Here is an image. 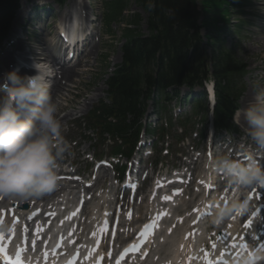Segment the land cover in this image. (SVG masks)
<instances>
[{
	"label": "clouds",
	"instance_id": "clouds-1",
	"mask_svg": "<svg viewBox=\"0 0 264 264\" xmlns=\"http://www.w3.org/2000/svg\"><path fill=\"white\" fill-rule=\"evenodd\" d=\"M32 68L34 75L21 76L14 70L6 72L0 81V197L6 200H41L60 193L63 187L59 162L68 146L61 137L57 105L49 91L52 70L42 62L33 63ZM241 117L254 150L243 151L242 146L239 157H234L232 151L223 152L209 159L205 168L222 175L230 186L264 188V86H253L252 99L245 109L237 110L234 122L239 123ZM109 198L107 192H102L90 204L93 217L101 214ZM245 211L247 201L213 205L208 223L219 228ZM177 243L169 241L164 250L167 264H180ZM238 264H264V246H249Z\"/></svg>",
	"mask_w": 264,
	"mask_h": 264
},
{
	"label": "trees",
	"instance_id": "trees-1",
	"mask_svg": "<svg viewBox=\"0 0 264 264\" xmlns=\"http://www.w3.org/2000/svg\"><path fill=\"white\" fill-rule=\"evenodd\" d=\"M150 1L145 0L151 10L152 26L158 30V35L135 42V47L126 54L128 61L133 63L138 60L150 61L151 59V63L158 55L161 67L164 60L169 62V71L162 76L164 83L177 85L185 75L186 79H196L200 73H204V70L200 71L201 67L194 68L193 65L199 45L197 31H195L198 20L195 13L196 0H152L154 8ZM211 1L215 0H208V2ZM17 3L18 0H0L1 27L8 24ZM206 7L207 11L211 9L208 4ZM192 30H194L193 34H190ZM219 75L224 77L225 73L221 71ZM119 83L118 88L133 112L137 107L139 85L127 78H122Z\"/></svg>",
	"mask_w": 264,
	"mask_h": 264
},
{
	"label": "bare ground",
	"instance_id": "bare-ground-1",
	"mask_svg": "<svg viewBox=\"0 0 264 264\" xmlns=\"http://www.w3.org/2000/svg\"><path fill=\"white\" fill-rule=\"evenodd\" d=\"M83 2H84V0H83ZM23 4L27 5L26 2H23ZM69 5L70 6L69 7H65L63 12L59 15L60 18L65 20V21L68 18L71 19V10L74 9V10H78L79 11V9H81V2L79 0H69ZM82 9L85 10V7H82ZM87 10H88V8H87ZM79 12H80V14H82L81 11H79ZM29 13H30V8H26L24 13L21 14L18 18L27 20ZM88 41L89 42H93V39L91 38ZM33 50H35L34 46H33ZM34 52L40 53V54H35V57L37 59H39L40 57H46L48 55V57L46 59L50 60L53 68H56V70H55V84H54V90L55 91H51V96H52L53 102L56 103L57 99H60V100L62 99V98H59L58 94H62V91L65 90L66 87H69V86H66V84L63 86L62 82L58 80V77L60 76L61 80H64L66 82L67 81H71L72 78H79V71H83L81 69L86 68L88 66V64H89L88 61L95 54L96 49L89 47L86 51L83 50V51L79 52V51L75 50V53L78 54L79 56H78V59L75 61V63H71L70 66L67 63H64L63 65H61V62H59L56 59H54L52 57V54H51V51H50L49 48L46 50V52L45 51H40L39 48H36V50ZM6 59H8V57H6ZM13 63H14L13 62V57L10 56L9 60L5 63L2 71L0 72V81H2L3 76H4V74L6 72H11L10 67L13 66ZM19 75L24 76L25 74L20 72ZM251 99L252 98L249 99L248 97L245 99V101H244V106L245 107H247V105H248V103H249V101ZM63 112H65V109L63 107H61V106H57L56 118L58 119L59 123L62 122V120H61L62 117H60V116H61V114ZM240 120L243 122V118L242 117H241ZM234 150H236V148L232 147L231 151L234 152ZM69 163L70 164H74V161L73 160H69ZM46 198H49V197H46ZM191 234H192V230H190L187 233V235H191ZM189 249H191V246L189 244H185V251H183L182 250V246H180V247H178V253L179 254H182L183 252L187 253ZM156 251H157V249L155 250L154 254H156ZM178 253H177V255L179 256Z\"/></svg>",
	"mask_w": 264,
	"mask_h": 264
},
{
	"label": "rangeland",
	"instance_id": "rangeland-1",
	"mask_svg": "<svg viewBox=\"0 0 264 264\" xmlns=\"http://www.w3.org/2000/svg\"><path fill=\"white\" fill-rule=\"evenodd\" d=\"M133 2H134V0H130V3H129L130 10L128 11V14H127L128 21H131L136 15H140V19L143 22L144 18H145V15L141 11V9L136 4H134ZM119 25L120 24H118V26ZM143 25H144V23H142V25H140V27H142ZM122 27H123V25H122ZM255 29L258 30L257 28H255ZM141 31L143 32L144 29L141 28ZM116 34H117V36H116V40L115 41H118V42L114 43L115 44L114 45V50L112 51V53H114L115 56L119 55L118 51H119L120 45L123 43V39H122L123 31L122 30H117ZM258 42H264V39H259ZM246 46L249 48V42L248 41L243 47H246ZM251 52L253 54L252 56L248 57L247 54H244L243 57L245 59L254 58V60H259V59H263L264 60V47L261 50L258 47H256L253 50H251ZM237 55H239V49L238 48H236V50H235V56H237ZM260 64H261V62H260ZM246 92H249V85L247 86V91ZM71 99H72V103L76 102V100H73V97H71Z\"/></svg>",
	"mask_w": 264,
	"mask_h": 264
},
{
	"label": "snow or ice",
	"instance_id": "snow-or-ice-1",
	"mask_svg": "<svg viewBox=\"0 0 264 264\" xmlns=\"http://www.w3.org/2000/svg\"><path fill=\"white\" fill-rule=\"evenodd\" d=\"M246 227H250V224L245 225Z\"/></svg>",
	"mask_w": 264,
	"mask_h": 264
}]
</instances>
